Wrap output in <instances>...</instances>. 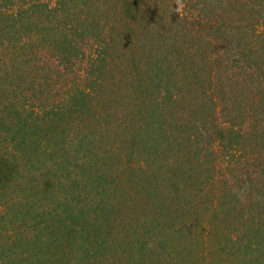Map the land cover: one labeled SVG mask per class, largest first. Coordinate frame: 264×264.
I'll use <instances>...</instances> for the list:
<instances>
[{
	"label": "trees",
	"instance_id": "obj_1",
	"mask_svg": "<svg viewBox=\"0 0 264 264\" xmlns=\"http://www.w3.org/2000/svg\"><path fill=\"white\" fill-rule=\"evenodd\" d=\"M0 264H264V0H0Z\"/></svg>",
	"mask_w": 264,
	"mask_h": 264
}]
</instances>
